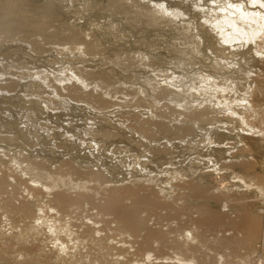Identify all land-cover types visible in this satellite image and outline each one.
I'll return each instance as SVG.
<instances>
[{
    "label": "bare ground",
    "instance_id": "1",
    "mask_svg": "<svg viewBox=\"0 0 264 264\" xmlns=\"http://www.w3.org/2000/svg\"><path fill=\"white\" fill-rule=\"evenodd\" d=\"M42 2L39 4L35 0H0V197L6 195L10 199L0 202V215L2 214L8 223L13 221L11 233L3 230L0 232V259L9 254L5 252L4 255L3 249L11 247L8 249L17 252L26 264H41L46 261L45 258L39 259L36 256L39 246L45 243V239L40 242L39 238L27 235L30 239L23 240V244L19 241L23 234L17 231L18 227L15 224L19 226L23 224L24 219L32 216V208H34L21 199L28 194V198L32 197L38 202L40 211L37 226L33 225V230L30 231L35 233L37 227L45 226L49 231L53 248L57 249L59 264H201L200 260L203 259L211 260L212 264L222 262V264H237L234 260L238 257L242 259L246 254L249 261L246 257L243 258L246 260L243 263L254 264L252 260L258 259L255 264H264L262 254L259 258L253 259L264 249L262 246L264 245V234H262L264 210L261 212L260 209H255L254 204L252 206V203L247 202L246 199L236 196L234 198L237 189H230L226 185V179H222L225 172H234L236 167H243L245 173L238 175L234 172L235 179L243 183L248 192L259 193L258 199L264 203V176L253 173L261 166V161L259 162L257 160L259 158L254 154L259 155L264 150V0H106L108 5L101 0H47L44 4ZM71 9H77V13L81 9L80 13L85 14L78 13V15L82 18H91V15L87 14L89 12H94V16L97 12L103 13L113 19L124 16L128 18L127 23L133 27L140 19L145 20L147 29L164 26L167 29L175 28L174 30L188 36L196 34L195 30L200 32L201 27H206L211 35H215L218 49H223L224 52L233 49L234 54L230 52L232 55L230 63H227L231 59L229 56L230 59L225 60L229 67L216 62L220 55H215L218 58L216 57V60L213 57L216 64L210 66L213 69L211 75H204L200 71L201 73H196L197 77L189 73L193 76L190 78L186 73L176 77L177 73H173L174 71L162 72L160 71L162 68H159V71L151 69L155 66L151 56L140 54L139 57L143 58L139 59H146V62L153 65L148 68L152 73L146 74V78L141 79L137 76L138 70L145 61L130 65V61H134L132 60L134 58L130 57L133 51L128 53L126 59L122 56V58L118 57V60L109 59V56H106V50L109 49H106L107 44L104 42L106 37L103 40L98 39L99 37L95 36L96 32H84V28L76 24L72 25L73 23L69 24L71 21L69 23L62 21V11L67 10L65 12L67 13L71 12ZM96 26L94 25L93 29ZM105 28L108 29L107 32L118 35L117 41L121 39L122 31H116V25ZM129 33L128 35L132 34ZM15 41L23 45H19L15 55L22 54L26 58L29 57L24 58L25 62H22L23 58L20 57L14 60L13 55L7 52L6 44ZM197 41L198 47L202 41ZM135 42L136 46L137 40ZM200 46L199 49L202 50ZM44 49L46 51H43ZM198 50L196 54L198 57L202 56ZM45 52L49 55L47 59L44 58ZM137 53L139 54V51H136L135 57L138 56ZM210 53L217 54L211 51ZM68 55L81 58L78 60L65 58ZM100 55L99 58L111 60L107 65H115L124 74L137 72V75H134L135 80L132 82L112 77V74L115 76L117 73L113 68L106 69L107 71H98V69L97 72L85 66L87 58H98ZM203 57L212 61L207 55ZM226 57L225 59H228ZM42 61L46 65L40 64L41 70L37 67ZM179 61L177 59L178 64H176L178 68L183 69L184 63ZM194 62L192 58L188 63L191 65ZM58 64H62L63 67L56 69L54 65ZM226 74H230L229 77L225 78ZM82 108L89 110L91 114L92 111L106 112L114 108H118L119 112L125 109L143 108L145 112L132 116V121L135 120L136 123L127 127L129 130L136 132L149 143L157 136L164 134L163 136L167 137L175 134L171 139L167 138V144L161 145L163 147L160 148L161 152L156 148L160 153L157 157L163 152H168L167 145L175 144L176 141L184 144L197 128L200 131V127L196 128L197 125L202 122L212 124L219 119L230 123L228 127L230 131L239 130L237 137L242 146L232 148L231 144L228 150L224 147L227 151L222 147L214 151L216 157L225 156L226 153L230 156L228 159V156L221 158L225 162L216 163L217 166H214L212 172L220 177L216 175L218 178L216 177L212 188L196 185L192 178V181H186L183 176L185 174H178L181 171H176L178 173H175L174 179L178 182L171 186L170 190L161 188L159 192H154L159 189L156 188L158 183L154 180L155 183L150 176L141 179L133 177L126 184L121 186L122 182L118 186L111 183L108 176L100 169L97 171L91 166V168L81 166L82 164L93 166L95 162L103 163L100 156L96 157L95 152H91L90 157L87 155L81 157L80 151L87 145V138L96 142L95 146L99 151L104 148L98 143L99 139L105 141L115 139L116 135L103 126L111 119L93 118L89 126H76V132L73 135L68 132L67 136L63 133L67 132L68 127L63 128L62 125L57 126L55 125L57 123H54L59 117L58 112H75ZM114 122L118 124L116 126L124 128V125ZM215 130L214 134L217 133ZM212 135L208 136L212 137ZM44 136L50 141H55L53 145L49 144L53 146L54 153L57 151V154H60L59 151L66 150L69 155H73L72 152H77L79 156H74L76 161L71 157L51 165L49 160L44 158L35 155L31 157L22 151H13V153L8 148L15 141L25 146L23 142L25 140L30 145V139L36 140L33 145L45 147L47 144H45L46 139H42ZM208 136L207 139L210 138ZM108 141L106 144L109 143ZM235 149L237 151L233 152ZM237 153L240 155L248 153L252 159L245 157L240 161ZM215 160L217 159L214 158L212 161ZM141 167L143 170L149 168L147 165ZM2 179L7 180L6 185L9 188L3 187ZM151 188L156 189L153 191ZM191 199L203 201L204 206L208 205L203 206L202 213H199L201 208L197 212L196 209L187 208L186 205H179ZM213 201L223 204V208L227 211L215 212L210 209ZM13 203H20L22 207L19 210H21H15ZM9 209H14L16 212L13 210L12 213ZM84 209L88 211L85 214ZM166 213L167 215L171 213L173 218L168 219ZM186 216L193 217L192 219L189 217L191 220L188 221ZM151 221L156 223L151 226L149 225ZM220 234L224 235L223 238L220 237L221 239ZM166 236L169 238L164 242ZM118 237L123 239L119 240ZM112 239L114 242L111 241ZM122 240L130 246L119 248L116 242ZM54 249L48 253L52 254ZM131 249L134 251L131 252ZM170 249H176L181 257L165 256L164 253L167 254ZM160 250V254H157ZM116 252H123V262L115 259ZM215 252L216 257H213Z\"/></svg>",
    "mask_w": 264,
    "mask_h": 264
},
{
    "label": "rangeland",
    "instance_id": "2",
    "mask_svg": "<svg viewBox=\"0 0 264 264\" xmlns=\"http://www.w3.org/2000/svg\"><path fill=\"white\" fill-rule=\"evenodd\" d=\"M35 1H38L39 2V4H41V2L44 4V3H46V2H44V1H47V0H35ZM101 2L102 3H104L105 5L107 4V2H106V0H101ZM106 2V3H105ZM66 6H67V4H65ZM108 5V4H107ZM80 7V6H79ZM78 9V8H77ZM77 9H71L70 11L71 12H67V13H65L66 11H62V14H63V17H62V21L64 22H70L69 24H72V25H74V24H76V25H78V26H80V28H84L83 29V31L84 32H88L89 33V31L91 32V31H94V33L96 32V37L98 38V39H102L103 40V38L104 37H106V39H105V43L107 44V46H106V49L108 48L109 50H106L107 52V57L110 59L111 58V60H118V57H124L123 59H126L125 57L128 55V53L130 54V52L131 51H133L132 53L133 54H131L130 55V57L131 58H134V59H132V60H134V61H130V65H132V64H136L137 62L139 63V61L140 62H142V60L143 59H139V58H143L142 56H144V55H146V56H151V59H153V62L155 63V66H153V68H151V69H154V70H156V69H158V70H156V71H159V68H162L160 71H164V72H167V71H169V72H173V73H177L175 76L176 77H178V76H182V75H184V73H186V75L190 78V77H193V76H190L191 74L192 75H194V76H196L197 77V74L196 73H201L202 72V74H204V75H211V73L213 72V69L211 68L212 66H213V63L214 64H216V62H219V63H222V65H227V63H230L231 62V60H232V55H231V51H232V54H234L233 53V49L231 50H228V51H225L224 52V50L223 49H218L219 48V45L218 46H216L218 43H217V40H216V38H214L215 37V35L213 36V34L211 35L210 33L211 32H209V29L208 28H206V27H201L200 28V32H199V30H195V32H196V34L195 33H193L192 34V36H191V34H189V36L188 35H186V34H182V33H180L179 31H176V30H174L173 28L172 29H167V27H165L164 28V26L163 27H161V26H158V28L156 27V28H152V29H147L148 27L146 26V22H144L143 20H138L137 22V25H135L134 27H133V25H131V24H128L127 22H128V18H126V17H124V16H117V17H115L114 19L116 20H114L113 18H109L107 15L105 16V14H101V13H96V15L94 16V12L93 13H91V12H89V13H87L91 18H89V19H87V18H82V16L80 17L79 15H78V13H80V11H82L81 9L80 10H78V13L76 12L77 11ZM73 10V11H72ZM76 12V13H75ZM72 13V14H71ZM82 13H83V15L85 14L84 12H81L80 14L82 15ZM74 14V15H73ZM74 16V17H73ZM77 17V18H76ZM102 17V18H101ZM107 17V18H106ZM123 19H122V18ZM79 18V19H78ZM67 19V20H66ZM84 19V20H83ZM87 19V20H86ZM90 19H92L91 20V23H90ZM95 19H96V21H95ZM98 19V20H97ZM112 19H113V21H112ZM127 19V20H126ZM198 19H200V18H198ZM74 20V21H73ZM78 20H80V21H78ZM108 20V21H107ZM109 20H110V22H109ZM125 20H126V23H125ZM98 21V22H97ZM101 21V22H100ZM103 21V22H102ZM107 21V22H106ZM84 22V23H83ZM93 22V23H92ZM105 22V23H104ZM109 22V23H108ZM96 23V24H95ZM111 23H114V24H111ZM116 23H118V24H116ZM123 23V24H122ZM97 25L96 27H95V29H93L94 28V25ZM100 26H99V25ZM107 27H111L112 25H116L117 26V29H116V31H118V32H120V31H122V32H120L121 34V39H119L118 41H117V39H118V37H116V36H118L116 33V36L114 35V33H109V32H107V30H106V26ZM110 24V25H109ZM127 24V25H126ZM119 25V26H118ZM144 26V27H143ZM101 27H103V28H101ZM138 27V28H137ZM161 27V28H160ZM101 30H100V29ZM119 28V29H118ZM162 28H164V29H162ZM88 31H87V30ZM97 29V30H96ZM99 29V30H98ZM167 29V30H166ZM206 31H205V30ZM120 30V31H119ZM174 30V31H173ZM208 30V31H207ZM97 31H98V33H97ZM127 31V32H126ZM100 32V33H99ZM130 32V33H129ZM144 32V33H143ZM209 32V33H208ZM125 33V34H124ZM128 33L129 34H131V35H128ZM177 34V35H176ZM198 34V35H197ZM210 34V35H209ZM107 35V36H106ZM109 35V36H108ZM114 35V36H113ZM126 35V36H125ZM184 35H186V36H184ZM193 35H197L196 37L195 36H193ZM203 35V36H202ZM205 35V36H204ZM188 36V37H187ZM208 36V37H207ZM17 37H19L20 38V36H17ZM114 37H115V39H114ZM127 37V38H126ZM130 37V38H129ZM193 37V38H192ZM18 38V39H19ZM122 38L124 39V40H122ZM128 39V40H126V39ZM149 38V39H148ZM165 38V39H164ZM197 38V39H196ZM201 40H200V39ZM108 39V40H107ZM131 39V40H130ZM140 39H143L142 41H140ZM196 39V41H194ZM215 39V40H214ZM116 40V41H115ZM137 40V45L135 46L134 45V42ZM145 40V41H144ZM164 40V41H163ZM197 40H199V42H201L202 41V43H200V45L201 46H203V47H201L200 45V48L203 50V52H202V50H200L199 49V46L197 47L196 45H198L197 44ZM114 41H115V44H114ZM130 41V42H129ZM132 41V42H131ZM134 41V42H133ZM117 42V43H116ZM129 42V46H128V43ZM139 42H141V43H139ZM161 42V43H160ZM17 43H19L18 45H17ZM136 43V42H135ZM138 43L140 44V45H138ZM142 43H144V45L142 44ZM160 43V44H159ZM182 43V44H181ZM196 43V44H195ZM105 44V45H106ZM122 44V45H121ZM126 44V45H125ZM13 47H12V46ZM17 45V46H16ZM19 45H22V44H20V42H12V43H10V44H6V48L8 49V53H9V55L11 54V56L13 57V59L14 60H16V59H18L19 57H20V59H22L21 61L22 62H25L26 60L25 59H28L29 57H24V56H22V54H20V55H15V53L16 52H18V47H19ZM191 45H193L192 47H191ZM23 46V45H22ZM25 46V45H24ZM216 46V47H215ZM12 47V48H11ZM26 47V46H25ZM119 47H121V48H119ZM126 47V48H125ZM129 47H130V49H129ZM148 47V48H147ZM194 47V48H193ZM197 48V50H198V52L200 51L201 53H202V56H199L198 57V54H196V48ZM14 48V50H12L11 51V49H13ZM17 48V49H16ZM150 48V49H149ZM152 48V49H151ZM216 48V49H215ZM15 49H16V51H15ZM47 51H48V49L47 48H45ZM43 50V51H46V50ZM174 49V50H173ZM193 49H195V51L193 50ZM209 49V50H208ZM210 49H212V50H210ZM4 50V49H3ZM143 50V51H142ZM165 50V51H164ZM9 51H11V52H9ZM119 51H121L122 53H120ZM136 51L138 52L139 51V54L137 53L136 55H138V56H136L135 57V53H136ZM178 51V52H177ZM210 51L211 52H214V53H217V54H214V55H211L212 53H210ZM117 52H119V53H117ZM182 52H184V53H182ZM194 52H195V54H194ZM197 52V53H198ZM229 52V53H228ZM0 53H1V50H0ZM31 53V52H30ZM46 53V52H45ZM48 53V52H47ZM47 53L44 55V58H48L49 57V55H47ZM105 53V54H106ZM165 53V54H164ZM226 53V54H225ZM238 52H235V54H237ZM94 54H96V52L94 53ZM93 54V55H94ZM140 54H142V56L141 57H139L140 56ZM224 54H225V57L226 58H228V59H225V57H224ZM230 54V55H229ZM197 55V56H196ZM203 55H207V56H209L211 59L210 60H212V61H209V59L208 58H204L203 57ZM215 55H220V56H218L219 57V59L217 60V56H215ZM238 55H240V54H238ZM22 56V57H21ZM105 56V57H106ZM152 56H153V58H152ZM221 56H223V58L221 57ZM231 58H229V57ZM99 57H101V55L100 56H98V58H94V57H89V58H87L88 60H90V61H88L87 60V62H86V64H85V66H87L89 69H95V71H97L98 69V71H107L108 69H110V68H113V70H115L117 73L115 74V76H114V74H112V77H118V78H116V79H120V80H130V81H134L135 80V77H134V75L136 76L137 75V72L136 73H133V72H128V73H123L122 72V70L121 69H119V68H117L115 65V67L113 66V65H107L108 63H110V61L111 60H109L108 58L107 59H105V58H99ZM121 57V58H122ZM138 57V58H137ZM202 57H203V59H202ZM213 57L217 60H215V59H213ZM217 57V58H216ZM248 57V56H247ZM25 58V59H24ZM65 58H68V59H72V60H74V58L76 59V60H78L79 58H81V57H71V55H68V56H65ZM194 59L195 60V62H194V64H191L190 65V63H188L191 59ZM104 59V60H103ZM138 59V60H137ZM176 59V60H175ZM177 59L178 60H180L179 61V63L180 62H183L184 64H182V65H184L185 67L183 68V69H180V68H178V62H177ZM230 59V60H229ZM239 59H240V57H239ZM238 59V60H239ZM106 60V61H105ZM108 60V61H107ZM137 60V61H136ZM224 60V61H223ZM225 60H229V61H227V63L225 62ZM143 61H145L144 63H142L141 64V66H140V70H138V75L137 76H139L141 79H144V78H146V74H148V75H150V73H152L150 70H148V68H150V67H152L151 66V63L149 64V62H146L147 60L145 59V60H143ZM174 61V62H173ZM198 61V62H197ZM204 61V62H203ZM206 61V62H205ZM214 61V62H213ZM216 61V62H215ZM104 62V63H103ZM125 61H123V63H124ZM162 62V63H161ZM48 63V62H47ZM177 63V64H176ZM200 63V64H199ZM40 64H41V66L44 64V65H46V63H43V61H42V63H39L38 65V67L37 68H39V69H41L42 70V67L40 66ZM143 64H146L145 66L143 65ZM197 64H199V65H197ZM89 65V66H88ZM92 67H91V66ZM175 65H177V67L175 66ZM201 65V66H200ZM55 66V68L56 69H59V68H61V67H63V65L62 64H58V65H54ZM61 66V67H60ZM93 66H94V68H93ZM109 66V67H108ZM127 66H128V63H127ZM142 66H144V69H142L143 67ZM147 66V67H146ZM193 66V67H192ZM211 66V67H210ZM231 66V65H230ZM41 67V68H40ZM146 67V68H145ZM195 67V68H194ZM226 67H229V64L226 66ZM176 68V69H175ZM189 68V69H188ZM231 68H233L232 66H231ZM102 69V70H101ZM107 69V70H106ZM119 69V70H118ZM165 69V70H164ZM179 69V70H178ZM191 69V70H190ZM195 69V70H194ZM37 70V69H36ZM146 70H148V71H146ZM184 70V72H182ZM185 70H186V72H185ZM189 70V71H188ZM230 71L232 70V69H229ZM35 71V70H34ZM97 71V72H98ZM201 71V72H200ZM229 71V72H230ZM188 72V73H187ZM211 72V73H210ZM141 73V74H140ZM189 73H190V75H189ZM171 74V73H170ZM196 74V75H195ZM126 75V76H125ZM151 75H154V74H151ZM201 75V74H200ZM230 75V74H229ZM229 75L228 74H226L225 76V78H227V77H229ZM198 76H199V74H198ZM221 76V75H220ZM233 76V75H232ZM237 77V76H236ZM82 109H84V108H82ZM76 110L75 112H63V111H60V112H58L59 113V117H58V119H56V120H54V123H57V124H55V125H59V126H61V127H63V128H66V127H68V129L66 128V133H63V134H65V136H67L68 134V132H70V135H73L75 132H76V126H84V125H86V126H89V123H91L92 122V119L93 118H96V117H106V119H111V120H108L109 122L108 123H104V129H106V130H111L116 136H115V139L114 138H111L108 142L109 143H107L106 144V142L107 141H105V140H102V139H99L98 140V143H100V144H102V146L104 147L102 150H97L96 149V142L95 141H93L92 139H90V138H87V140H86V144L87 145H85V146H83L82 147V150L80 151L81 153V157H84L85 155H87L88 157H90V154H91V152H95L96 154V157H98V156H100L99 158H101L102 159V161H103V163H100V164H98V163H96L95 161H94V159H91L93 162H95V164L92 166V164H87V165H85V164H82L81 166L83 167V168H91L92 167V169L93 168H95V170H97V171H99V169H100V171L101 172H103L104 174H106L107 176H108V179H110L109 181L111 182V183H113V184H118V186L121 184V186L125 183H127L128 181H130L133 177L135 178V177H137V178H143V177H145V176H150V177H152V179H153V181L154 180H157V185H155V186H157L156 188H159V189H156V188H151L154 192H159V190L162 188V189H171L172 187L171 186H173V185H176V183L178 182V180H176V179H174V177H176V175H175V173H176V171H181L180 173H178V174H181V173H183V174H185V175H183L184 176V178L185 179H187L186 181H190L191 180V178L193 179V180H195V183H196V185L198 184L199 186L201 185V187L202 186H208V188L210 187V188H212L211 186H213L214 185V183H215V179H216V177L218 176L217 174H214V172H212V170L214 169V166H217V164L220 162V163H223V162H225V160L224 161H222V159L221 158H223V157H227V159L229 158V156H230V154L228 153H226L225 154V156H218V157H216V156H214L215 155V150H217V149H219V148H221L222 147V149H224L225 151H227L230 147H231V144H232V148L233 147H235V146H237V147H241L242 145L241 144H239L240 142V139L237 137L238 135L237 134H239V130L238 129H232L233 130V132L232 131H230L229 129H228V127L230 126L229 124L230 123H228L226 120H218V121H215V122H213L212 124H210V122L209 123H205V122H202L201 124H199V125H197L196 126V128L197 127H200L199 129H200V131L198 130V128H197V130H195L196 132L191 136V138L190 139H188V140H186V142L184 143V144H182L180 141H176L175 142V144H172V145H167L168 146V152L167 153H161V155H159L158 157H157V155L158 154H160L159 152H161L160 150V148H163V147H161V145H165V144H167L168 143V140H167V138L168 139H171L175 134L173 133V135L172 134H170V136H167V137H165V136H163V135H160V136H157L156 138H155V140H152V141H150V143L148 142V141H145L143 138H141V136L140 135H138L136 132H134V131H131V130H129L127 127H129V126H131V125H134L136 122H134V121H132V119H133V115L134 114H139V113H141V112H145V110L143 109V108H140V109H125V110H123V111H120L119 112V109L118 108H114V109H110V110H107V111H109L108 113H107V111L105 112V111H102V112H97V113H95L94 111H92V114H94V115H92L91 114V112L89 111V110H86V109H84V110ZM127 111V112H126ZM63 112V113H62ZM94 112V113H93ZM73 113V114H72ZM81 114V115H80ZM106 114V115H105ZM93 116V117H92ZM114 116V117H113ZM116 116V117H115ZM91 117V118H90ZM45 118V117H44ZM72 119V120H71ZM79 119V120H78ZM83 119V120H82ZM125 119V120H124ZM59 120V121H58ZM56 121H58V122H56ZM114 121H117L120 125L122 124V125H124V128L123 127H121V126H116V125H118V124H116ZM221 121V122H220ZM124 122V123H123ZM223 122H224V124H223ZM62 123V124H61ZM72 123V124H71ZM71 124V125H70ZM88 124V125H87ZM111 124V125H110ZM208 124H210V125H208ZM107 127H106V126ZM228 125V126H227ZM207 126V127H206ZM214 127H215V129H214ZM234 127H236V126H234ZM203 129V130H202ZM212 129V130H211ZM218 129V130H217ZM217 131V133L216 134H214V132L213 131ZM204 133H203V132ZM208 131H210L209 133H208ZM228 131H230V132H228ZM227 133V135L225 134V133ZM203 133V134H202ZM211 133H213V135L211 134ZM224 133V134H223ZM124 134V135H123ZM118 135V136H117ZM208 135H212V137L211 136H208ZM222 135V136H221ZM231 135V136H230ZM234 135V136H233ZM208 136V138L211 140H209V139H207L206 137ZM134 137H135V139H134ZM228 137H230V138H228ZM124 138V139H123ZM159 138H161V139H159ZM203 138H205V140L203 139ZM227 138V139H226ZM42 139H46V136H44ZM143 139V140H142ZM93 142H92V141ZM112 140H113V142H112ZM202 140V141H201ZM210 141V142H208V141ZM213 140V141H212ZM30 141L31 142H29V144L30 145H28V142L26 143L25 142V140H23V142H24V144H25V146L22 144V145H20L18 142L16 143V141H15V143H12V145L10 146H8V148L10 149V151L11 152H20V151H22L24 154L26 153H28L29 154V156H33L34 157V155H35V157H38V158H44L45 160H49V162L51 163V165H56V164H58V163H61L62 161H63V159H68V158H74V159H72V160H74V161H76V157H78L79 156V154L77 153V152H72L71 154H73V155H69V153L66 151V150H61V151H59L60 152V154H57V151H55L56 153H54L52 150L54 149L53 148V146H51V145H53L54 143H55V141L53 140V141H50V140H48V139H46L45 140V144H47L45 147H43V146H35V145H33V144H35L36 143V140L35 141H33V139H30ZM215 141V142H214ZM33 142H35V143H33ZM54 142V143H53ZM127 142H129V143H127ZM142 142V143H141ZM202 142H203V144H202ZM205 142V143H204ZM211 142H212V144H211ZM20 143H21V141H20ZM51 143V145H49ZM192 143V144H191ZM18 144V145H17ZM221 144V145H220ZM236 144V145H235ZM90 145V146H89ZM133 145V146H132ZM201 145V146H200ZM219 145H220V147H219ZM153 146V147H152ZM20 148V150H19V148ZM151 147V148H150ZM227 149H225V148ZM156 148H159V150L158 149H156ZM22 149H24V150H22ZM45 149V150H44ZM47 150V151H46ZM56 150V149H55ZM159 152H158V151ZM188 150V151H187ZM114 151H115V153H114ZM155 151V152H154ZM164 151V150H163ZM237 151V149H235V150H233V152H236ZM13 152V153H14ZM51 152V153H50ZM53 152V153H52ZM113 152V153H112ZM147 152V153H146ZM77 153V154H76ZM155 153V154H154ZM188 153V154H187ZM199 153H201V154H199ZM27 154V155H28ZM31 154V155H30ZM37 154H40V155H37ZM198 154V155H197ZM238 154V155H237ZM236 155H237V157H238V160H242L243 158H245V159H252V157H251V155H249L248 156V153H245V155L244 154H239V153H237ZM84 155V156H83ZM98 155V156H97ZM257 155V156H256ZM74 156H76V157H74ZM156 156V157H155ZM254 156L256 157V158H259V159H257L259 162H260V167H257L254 171H253V173H255V174H260L261 176H264V166H262V163H264V150H262L261 152H260V154L258 155V154H254ZM57 157V158H56ZM198 157V158H197ZM156 158V159H155ZM157 158H158V161H157ZM162 159L161 161H160V159ZM214 158L215 159H217V160H215V161H212V160H214ZM221 159V160H220ZM205 160V161H204ZM79 161V160H78ZM77 161V162H78ZM124 161V162H123ZM157 161V162H156ZM211 161V162H210ZM108 162V163H107ZM123 162V163H122ZM199 162V163H198ZM200 162H201V164H200ZM213 162V163H212ZM80 163V162H79ZM217 163V164H216ZM95 165H97L98 167H96ZM141 165H147L149 168H148V170H143L142 169V167H141ZM85 166V167H84ZM91 166V167H90ZM156 167V168H155ZM145 168V167H144ZM155 170V171H154ZM192 170H194V172L192 171ZM198 170V171H197ZM244 170V168L243 167H241V166H239V167H236V169L234 170V172L236 173V174H244L245 173V171H243ZM257 170V171H256ZM148 171V172H147ZM185 171V172H184ZM192 171V172H191ZM186 172H189L188 174L186 173ZM234 172H225L224 173V175L225 176H223L222 177V179L224 178V179H226V185L228 186V187H230V189H234L235 188V193H234V198H243V199H246V200H248L247 202H249V203H252L251 205L253 206V204H254V208L256 209H260V211L262 212V210H264V203H262V202H260V200L258 199V194L259 193H257V192H255V191H251V192H248V190L246 189L245 190V188H244V184L243 183H241L238 179H235V175H234ZM176 173V174H177ZM194 173H196V175L194 174ZM226 173H228V174H226ZM170 175V176H169ZM173 175H175V176H173ZM199 175V176H198ZM217 175V176H216ZM173 176V177H172ZM178 176V175H177ZM189 176V177H188ZM202 176V177H201ZM131 177V178H130ZM172 177V178H171ZM201 177V178H200ZM218 177H220V176H218ZM217 177V178H218ZM157 178V179H156ZM169 178V179H168ZM233 178V179H232ZM178 179V178H177ZM200 179H201V181H200ZM3 180V187H8L9 188V186L8 185H6V184H8L7 183V180L6 179H2ZM6 180V181H5ZM112 180V181H111ZM214 180V182L212 183V181ZM192 181V180H191ZM10 182V181H9ZM155 183H156V181H154ZM163 182V183H162ZM194 182V181H193ZM197 182H199V183H197ZM200 182L202 183V184H200ZM174 183V184H173ZM234 185V186H233ZM207 188V187H206ZM214 188V187H213ZM243 190V191H242ZM254 193V194H253ZM1 195V194H0ZM236 196V197H235ZM24 198H21L22 200H23V202H25V203H27L28 205H31V206H33L34 208H32L33 210V213H32V216L31 217H29L30 218V220H29V218L28 219H24L23 220V224H21L20 226L19 225H17V224H15V222H14V224H15V226H17L18 227V230L17 231H19V233H21V234H23L22 236L23 237H21V238H19V241H20V244L22 243L23 244V240H25V239H30V237H28L29 235H31V236H35V237H37V238H39V241L41 242V241H44V239H45V243L43 242L40 246H39V249L37 250V252L36 253H38V255H36V256H38L37 258H45L46 259V261L45 262H43V263H41V264H59V262H58V259H57V255H58V253H57V249H54L53 248V245L51 244V239H50V234H49V231L45 228V226H41V227H37V231L36 232H38V233H34V232H31L30 230H33L32 229V226L33 225H36L37 226V219H38V216H40V211H39V209H38V202L36 201V200H34L32 197H30V198H28V194H25L24 196H23ZM5 198V199H4ZM27 198V199H26ZM6 200L8 201V200H10L6 195L4 196V197H0V202H2V201H5L6 202ZM175 200H177L178 201V199H175ZM175 200H173L174 202H176ZM191 200H192V202H191ZM191 200H187L186 202H184V203H179V205L180 204H182V205H186L187 206V208L188 207H191L192 209H196L197 210V212H198V210L200 211L199 213H202L203 211V206H204V204H203V201H198V200H195V201H193V199H191ZM4 202V203H5ZM196 202V203H195ZM127 204H129V202H126ZM14 204V208H15V210L17 209V210H19V208L20 207H22L21 206V204L20 203H13ZM199 204V205H198ZM202 206H201V205ZM175 205H177V204H175ZM206 205H208V204H205V206ZM210 205H212V207L210 206V209H213V211H215V212H226L227 210L226 209H224L223 208V204H221V203H219V202H216V201H213L212 202V204H210ZM24 206V205H23ZM199 208H198V207ZM201 206V207H200ZM204 206V207H205ZM197 207V208H196ZM37 208V209H36ZM23 209V208H22ZM205 209V208H204ZM12 213L15 211L14 209V211L13 210H11V209H9ZM21 210V209H20ZM19 210V211H20ZM34 210H36V211H34ZM19 211H17V212H19ZM16 212V211H15ZM88 211H87V209H84V214L85 213H87ZM42 214V213H41ZM168 213H166V217H168V219H170L169 217H171L172 215H171V213H169V215H167ZM12 215V214H11ZM175 215H177V214H175ZM174 216V215H173ZM178 216V215H177ZM2 217V218H1ZM189 217H191V219H192V217L193 216H189ZM189 217L188 216H186V220H188V221H190L191 219H189ZM0 218H1V221H0V232H1V230H3L4 232H8V231H10L9 233H11V228H12V226H11V224H12V222L13 221H11V222H6V219H5V217H3V215L1 214L0 215ZM171 218H173V217H171ZM184 219H185V217H184ZM193 219H195V218H193ZM262 220V219H261ZM156 222H154V221H151L150 223H149V225H151V226H153L154 224H155ZM153 224V225H152ZM24 225V226H23ZM175 226V225H174ZM22 227V228H21ZM1 228H3V229H1ZM26 229V230H25ZM263 230H264V228H263ZM2 231V232H3ZM27 231V232H26ZM26 232V233H25ZM27 236H25V235ZM32 234H34V235H32ZM262 234H264V233H262ZM223 234H220L219 235V238L221 237V238H223V236H222ZM230 235V234H229ZM264 236V235H263ZM44 237V238H43ZM169 238V236H166V238H164L163 240H164V242H166L167 241V239ZM220 238V239H221ZM117 239H119V240H121V239H123V238H121V237H118ZM264 239V238H263ZM48 240V241H47ZM112 242H114V240L112 239L111 240ZM120 242V243H119ZM116 244L119 246V248H122V247H124V246H126V247H129L130 245L129 244H127V243H125V242H123V240L122 241H117L116 242ZM43 245V246H42ZM49 246V247H48ZM263 247H264V245H262ZM261 246V248H263ZM8 248H11V247H8ZM8 248H6V249H3V251L2 252H4L3 254L5 255V252L8 254L7 256L5 255V257H3V258H1L0 259V264L2 263V264H17V263H19V264H26V263H24V260L19 256V254L17 253V252H15V251H11L10 249H8ZM51 249H54L53 250V252H52V254L51 253H48V251H50L51 252ZM5 250H7V251H5ZM43 250V251H42ZM132 251H134V250H132L131 249V252ZM47 252V253H46ZM127 251L125 250L124 251V253H126ZM160 252H161V250L157 253V254H160ZM262 252V253H261ZM120 253V254H119ZM172 253V254H171ZM264 253V249H262L259 253H258V255L257 256H255L253 259H256V257L257 258H259V256H262V255H264L263 254ZM17 254V255H16ZM34 254V253H33ZM121 254H122V256H121ZM142 254H143V252H142ZM178 251L176 250V249H170L169 251H168V253L166 254V253H164V255L166 256L167 255V257L168 258H175V257H181L180 256V254H178ZM216 252H215V255L213 254V257L215 256L216 257ZM262 254V255H261ZM163 255V254H162ZM17 256V257H16ZM47 258H46V257ZM50 256V257H49ZM117 256V257H116ZM172 256V257H171ZM31 257H33V256H31ZM115 259L116 260H120V261H122L123 262V259H124V255H123V252H116L115 253ZM123 257V258H122ZM247 257V258H246ZM6 258L8 259V261H6ZM12 258V259H11ZM122 258V259H121ZM244 259L246 258V260H248L249 261V259H248V255L246 254V256H244L243 257ZM240 259L239 257H238V259L237 260H234V262L236 263L237 262V264H242L243 263V261H246V260H244V259ZM3 259H5V261L3 260ZM15 259H16V261H15ZM18 259L19 260H21V261H18ZM32 259H35V257H33ZM14 260V261H13ZM208 260V261H207ZM54 261V262H53ZM201 262V264H208V262H209V264H212V261L211 260H209V259H203V260H200ZM14 262V263H13ZM48 262V263H47ZM166 262H168V261H166ZM170 263H171V260L169 261ZM252 262H254V264H255V262H258V259H256V261H253L252 260ZM251 262V263H252ZM223 263V262H222ZM221 263V264H222ZM250 263V262H249ZM243 264H245V263H243Z\"/></svg>",
    "mask_w": 264,
    "mask_h": 264
}]
</instances>
